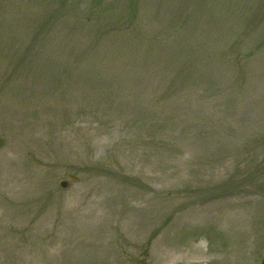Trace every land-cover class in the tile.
Returning a JSON list of instances; mask_svg holds the SVG:
<instances>
[{"label":"rangeland","instance_id":"374dc122","mask_svg":"<svg viewBox=\"0 0 264 264\" xmlns=\"http://www.w3.org/2000/svg\"><path fill=\"white\" fill-rule=\"evenodd\" d=\"M0 137V264H261L264 0H0Z\"/></svg>","mask_w":264,"mask_h":264},{"label":"water","instance_id":"95a60500","mask_svg":"<svg viewBox=\"0 0 264 264\" xmlns=\"http://www.w3.org/2000/svg\"><path fill=\"white\" fill-rule=\"evenodd\" d=\"M3 144H4L3 140L0 139V148L3 146ZM71 179H75V178L74 177H70V180ZM68 184H69V181L65 182L63 184V186H68ZM262 264H264V260H263Z\"/></svg>","mask_w":264,"mask_h":264}]
</instances>
